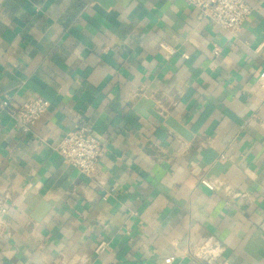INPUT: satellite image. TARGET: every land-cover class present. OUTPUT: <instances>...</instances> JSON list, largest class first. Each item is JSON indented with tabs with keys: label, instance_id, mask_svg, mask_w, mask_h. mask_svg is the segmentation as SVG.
Returning a JSON list of instances; mask_svg holds the SVG:
<instances>
[{
	"label": "crops",
	"instance_id": "1",
	"mask_svg": "<svg viewBox=\"0 0 264 264\" xmlns=\"http://www.w3.org/2000/svg\"><path fill=\"white\" fill-rule=\"evenodd\" d=\"M242 1L232 37L186 0H0V103L49 104L29 134L0 107V264H264V0ZM77 124L91 178L54 151Z\"/></svg>",
	"mask_w": 264,
	"mask_h": 264
},
{
	"label": "built area",
	"instance_id": "2",
	"mask_svg": "<svg viewBox=\"0 0 264 264\" xmlns=\"http://www.w3.org/2000/svg\"><path fill=\"white\" fill-rule=\"evenodd\" d=\"M186 3L197 10L202 18L207 19L212 25L226 31L230 36L236 37L244 21L250 16L252 9L242 0H186ZM216 54V51H214ZM257 86L264 88V71L261 72ZM0 107L15 122V126L24 134H29L36 122L47 112L49 104L40 97L25 100L20 103L10 101L5 97ZM54 151L63 162L78 170L87 178L94 176L103 150L99 140L94 136L91 128L85 124H77L57 144ZM200 184L208 190L213 186L207 180ZM4 213L5 210H1ZM212 246L205 241L196 246L194 256L201 260L211 256ZM171 258L165 260L170 264Z\"/></svg>",
	"mask_w": 264,
	"mask_h": 264
},
{
	"label": "water",
	"instance_id": "3",
	"mask_svg": "<svg viewBox=\"0 0 264 264\" xmlns=\"http://www.w3.org/2000/svg\"><path fill=\"white\" fill-rule=\"evenodd\" d=\"M152 116H154L155 118H157L159 122H165L167 125L173 127V125L170 123L169 120H164L163 118L159 117V116H158L157 114H155V113H152Z\"/></svg>",
	"mask_w": 264,
	"mask_h": 264
}]
</instances>
